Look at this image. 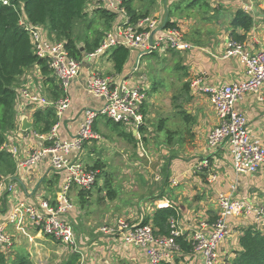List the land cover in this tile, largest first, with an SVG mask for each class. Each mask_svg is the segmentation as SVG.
<instances>
[{
	"label": "crops",
	"instance_id": "obj_1",
	"mask_svg": "<svg viewBox=\"0 0 264 264\" xmlns=\"http://www.w3.org/2000/svg\"><path fill=\"white\" fill-rule=\"evenodd\" d=\"M196 1L157 0L156 4L155 0H149L150 4H156L152 11L147 7H133L132 0H124V7L131 19L135 20L136 17L128 12L127 5H130L135 13L141 14L139 16H158L180 27L185 41L192 46L191 50L175 53L181 63L182 70L180 71L183 72V83H189L188 93L182 92L181 97L183 101L182 108L191 116L192 123L185 124L183 117L179 114L181 109L179 108L181 106H179L177 115L180 117L181 124L176 131L177 135L173 134L171 139L165 141V145L163 144L164 149L162 152L165 159L164 162L159 160V164L154 162L155 153L145 144L146 136L143 135L146 131L145 128L141 126L138 130H135L132 127L125 126L128 129L124 131L125 133L131 132L134 137L142 140L140 145L136 143L134 149L138 156V160L132 163L134 174H121L115 178L114 183L120 186V192L117 188H114V184L110 183L116 191L113 199H108L103 192L99 193L100 200L106 207L110 205L111 210L102 214L101 226L94 233L95 236H82L74 230L75 239L83 254V256H80L76 253L78 256L77 264H148L145 252L141 247L126 244L118 233L105 234L101 231L102 227L112 226L119 218H127L130 224L136 225L143 223L146 218L150 220L156 209L174 206L179 210L180 229L182 227V230L187 229L190 231L200 228L204 224L209 226L213 223L219 213L217 198L220 194H225L233 199H246L252 205L264 204V200H259L258 194L253 191V186H256L255 182L258 179L263 180V174L260 173L258 179L254 178V175L237 176L232 169L227 144L223 142L214 150L207 146L208 135L218 122L216 113L207 95L193 94L190 88L191 81L197 76H203L207 84L214 86L239 83L246 79L243 65L237 57L225 56V47L228 40H237L238 37H243L242 43L250 53H255L264 46V6L260 0H203V6L208 14L206 18L215 19L213 24L205 25L210 27L205 31L198 22H194L196 20L192 21L190 18L191 13L196 14V12L190 10V6ZM184 2H187L185 6L182 5ZM245 7L249 8L248 12L245 11ZM98 10H104L111 14L95 3V0H87L86 13L89 12V15L94 19L102 22ZM238 10L247 13L253 19V27L247 33H244L241 29H233L230 26V22ZM199 17L201 18V16ZM223 22L227 23L224 25ZM113 24L114 18L108 31ZM37 27L44 40L48 42L59 41L46 27ZM212 27L215 29L212 30ZM107 33H105V36ZM81 51L83 52L82 48ZM110 52L111 49L94 59H89L87 57L89 53L83 52L82 59L78 60L81 63V71L67 90L70 106L58 120L59 139L66 141L73 139L77 134L83 111L87 109L98 110L102 104L100 100L90 96L85 91V81L88 75L99 73L115 80L128 77L134 79V75H131V69L127 70L126 67L122 74L114 72L109 58ZM129 52L131 53V51ZM132 53L133 61L136 63L138 54ZM132 63L129 65L131 66ZM54 79L58 84L57 79ZM27 89L36 90L40 96L54 102L40 66L34 64L27 68L15 85V125L13 129L6 132L3 144V146L5 144L15 146L18 152L17 155L21 159L26 157L30 150L39 149L42 146L41 142L30 137V132L40 133L34 127L35 113H44L48 108H53L48 107L40 111L37 105L27 104V101L21 95V92ZM236 108L245 114L251 137L264 146V84L257 93L244 95L236 103ZM144 116L146 118L145 109ZM94 129L96 133L95 125ZM170 132L174 131L171 130ZM94 141H99V138ZM91 144L92 141L86 144L85 153L81 156V159L86 156L90 158L85 159V163L89 168H92L96 161H100L99 159L91 160L93 154L88 152L87 149ZM97 145L99 146V144ZM3 146L1 150L6 152ZM8 154L15 165V171L12 175L7 174L0 177L9 178L15 184L17 196L31 202L38 198H47L53 201L55 193L60 189L63 182L61 176L52 171L49 158L41 160L33 170H26L19 168L17 158L10 153ZM79 155L77 152H72L70 159L75 160ZM156 158H158V155H156ZM204 160L208 161L209 167L207 169L199 167V164ZM152 163H156L155 171L150 170ZM262 169L264 171V166ZM99 174L100 171H98ZM254 179L257 181H254ZM79 192L81 191L73 190V203L78 202V204H81ZM90 196L89 194L88 200H90ZM87 198L85 197V200ZM85 203H88V201ZM1 204L3 203L1 202ZM1 204L0 212H3L4 209ZM81 206L84 205L81 204ZM5 207H9L8 202ZM74 210L70 216L71 223L75 216ZM253 222V218L230 220V236L225 238L222 250L226 252L238 251L239 235L246 226H254ZM255 225L260 227L257 224ZM6 230L11 239L19 237V235L22 236L33 247V250H41L44 246H64L32 228L27 229V234H22L25 232L20 233L21 231L17 232L12 226H7ZM69 262L70 258L66 264ZM196 263H198V259ZM187 264L195 263L190 262Z\"/></svg>",
	"mask_w": 264,
	"mask_h": 264
},
{
	"label": "built area",
	"instance_id": "obj_2",
	"mask_svg": "<svg viewBox=\"0 0 264 264\" xmlns=\"http://www.w3.org/2000/svg\"><path fill=\"white\" fill-rule=\"evenodd\" d=\"M260 2L264 6V0ZM2 3L8 4L7 1ZM95 3L114 16V24L99 47L87 54L89 59L103 55L114 47H125L131 53L138 54L131 72L133 76L138 71V61L142 56H166L171 52L192 49L185 41L181 28L174 24L168 25V20L149 15L133 20L124 7V0H95ZM248 9L245 7L246 12ZM19 24L28 33L35 55L45 60L51 75L57 79L64 97L50 102L36 90L22 91L21 95L27 104L37 105L38 110L53 107L57 121L47 135L30 132V137L41 142L42 146L30 150L26 157L19 158L15 146L5 144L3 149L17 158L19 168L26 170H33L41 160L49 158L52 171L61 176L63 183L53 201L38 198L31 202L17 196V188L9 178L0 179V204L3 203L1 206L4 209L0 212V249L4 250L11 245V237L6 228L12 226L17 232H25L22 234H27L28 228L35 229L43 236L69 247L71 252L83 256L70 220L74 210L72 193L73 190L91 191L96 184L98 171L89 168L81 156L85 153L86 144L98 140L94 131L97 118L105 117L113 123L135 130L143 125L144 107L148 100L147 88L142 81H136L132 77L115 80L99 73L88 75L85 91L102 104L98 110H84L76 136L69 141L61 140L58 136V120L70 106L67 90L79 76L81 63L70 56L63 42L44 40L39 28L29 24L24 16ZM225 56L239 59L245 69L244 81L214 86L207 84L203 76H197L191 81L190 88L193 94L207 95L216 113L218 122L208 135L207 146L214 150L225 142L234 173L237 176H251L264 166V146L251 137L247 118L236 108V103L246 94L257 93L264 84V46L255 53H250L242 42L230 39L226 43ZM72 152L79 153V157L71 160ZM199 167L207 169L208 161L204 160ZM7 202L9 207H5ZM217 203L219 213L214 222L190 231L180 229L178 222L171 221L170 235L159 236L155 234L151 221L145 225H134L127 218H119L112 226L102 227L101 231L105 234L118 233L126 244L141 247L148 264H173L180 257L175 239L182 234H186L187 240L192 242L193 252L185 261H180L181 264H229L237 253L222 250L225 238L230 236V220L253 218V225H259L260 227H256L264 231V204L252 205L246 199H233L225 194L218 196Z\"/></svg>",
	"mask_w": 264,
	"mask_h": 264
},
{
	"label": "trees",
	"instance_id": "obj_3",
	"mask_svg": "<svg viewBox=\"0 0 264 264\" xmlns=\"http://www.w3.org/2000/svg\"><path fill=\"white\" fill-rule=\"evenodd\" d=\"M2 1H7L8 4L4 5ZM86 3L87 0H0V176L12 175L15 171V165L10 155L3 152L1 148L5 142L6 132L13 129L15 125V85L24 74V71L30 66L38 64L42 75L46 77V83L53 100L57 101L64 97L62 88L59 84H56L55 79L50 75L51 72L47 68L45 60L39 59L35 55L30 37L24 28L20 26L19 20L24 16L31 25L46 27L50 33L55 35L57 40L63 41L71 57L81 60L83 52L92 53L99 47L114 18L106 11L98 10L102 21V30L92 31V38L86 35L82 41V46H80L74 37L73 30L77 22L84 21L87 18ZM127 10L136 19L141 15L135 13L130 5H127ZM167 24L171 25L170 22H167ZM230 26L233 29H241L244 33H247L253 27V19L247 13L238 10L235 12ZM242 40L243 37H238L236 41L242 42ZM171 53L174 56L176 55L175 52ZM129 54V50L122 46L111 49L109 58L116 74H122L124 71ZM150 56L158 57L155 54ZM175 69L182 70L180 62H176ZM182 88L183 92L187 94L189 83H183ZM180 106L179 114L183 117V121L186 125L191 124V116L183 110L182 105ZM55 123L56 116L53 108H48L44 113L37 112L34 115V127L39 130V134H48ZM163 123L164 121H160L158 130L162 128ZM113 124L117 128L120 125ZM174 133L168 131L167 140H170ZM119 135L128 143L133 144L136 142V137L132 133L127 134L122 131ZM92 169L101 172L104 170V164L101 161H96ZM104 187L107 190L108 199H113L116 191L108 180L105 181ZM89 194V192H79L81 204L84 205L86 202L85 196H89ZM179 220V210L174 206H168L156 209L151 219L146 218L143 224L145 225L151 221L156 235L169 236L172 232L171 221L179 223ZM175 241L179 248L178 254L180 257L176 258L173 264H180V261H185L192 254L193 244L187 240L186 234L178 236ZM238 246L239 250L229 264H264V231L259 230L256 226H246L239 235ZM77 259L78 256L73 254L67 264H77ZM0 262L3 264V258L0 259ZM21 264H23L22 261ZM161 264L172 263L162 262Z\"/></svg>",
	"mask_w": 264,
	"mask_h": 264
},
{
	"label": "rangeland",
	"instance_id": "obj_4",
	"mask_svg": "<svg viewBox=\"0 0 264 264\" xmlns=\"http://www.w3.org/2000/svg\"><path fill=\"white\" fill-rule=\"evenodd\" d=\"M202 1L197 0L190 6V10L196 12V14L191 13L190 18L192 21L196 20L194 22H198L200 27L207 31L206 29L210 27L205 25L213 24L215 19L206 18L208 14ZM155 2L157 4V0ZM132 3L133 7H147L150 10L152 9V11L156 5L154 3L150 4L149 0H132ZM186 4L187 2H184L182 5L185 6ZM198 15L204 19H201ZM223 23L225 25L227 22ZM214 29L212 27V30ZM97 30H102L101 22L94 19L88 12L87 18L84 21L75 24L73 34L78 44L82 46L84 37L88 35L92 38V31ZM129 55L125 67L127 70L131 69L132 71L135 61H133V53ZM130 61L133 62L131 66L129 65ZM176 62L178 63L180 60L172 53L158 57L145 55L138 61V71L133 76L134 80H141L147 88L148 100L144 107L146 118L143 123L144 125H142L146 131H144L143 135L146 136L145 144L155 153L154 162L158 164L159 160H163L164 162L165 159L162 150L164 149L163 144L169 136L168 131L172 130L175 132L174 135H177L176 131L181 124L180 117L177 115V108L183 104L181 95L184 77L182 76V71L175 69ZM160 121H164V123L163 127L158 130ZM95 128L97 129L96 133L99 141L93 140L91 146L87 149L88 152L93 154L91 160L99 159L103 162L104 170L97 175L96 186L94 185L95 187L92 188L90 200H88V196H85L88 203H85L84 206H81L78 202L74 203L75 216L72 220L75 232L80 233L79 235H88L90 237L95 236L96 234L94 233L97 229H100L102 214L108 213L111 210L110 205L107 208L100 200V192H103L107 196V190H105L106 188L103 186V183L108 180L112 185L114 184L115 189L117 188L119 192L121 191L120 186L114 183L115 178L121 174H134L132 163L138 160L136 150L134 149L136 148V143L139 145L142 143V140L137 137L135 143H128L119 135L120 132L128 129L123 125H119L117 128L116 125L107 121L104 117L96 119ZM174 144L176 143L174 142ZM156 155H158V158H156ZM85 159L90 158L86 156ZM156 163L151 164V171H155ZM261 169L254 174V178L258 179L260 173L264 176V171ZM256 179L254 181H257ZM258 181L255 182L256 186H253V191L258 194L259 200H264V177L263 180L258 179ZM32 245L34 246V244ZM65 247L44 246L41 250H33V247L19 235V237L11 239V245L8 248L4 250L0 249V259L3 258V264H21V261L23 264H66L73 253H71L69 247Z\"/></svg>",
	"mask_w": 264,
	"mask_h": 264
},
{
	"label": "water",
	"instance_id": "obj_5",
	"mask_svg": "<svg viewBox=\"0 0 264 264\" xmlns=\"http://www.w3.org/2000/svg\"><path fill=\"white\" fill-rule=\"evenodd\" d=\"M30 127V126H29Z\"/></svg>",
	"mask_w": 264,
	"mask_h": 264
}]
</instances>
